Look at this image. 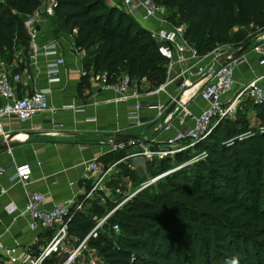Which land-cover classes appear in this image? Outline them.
<instances>
[{
  "label": "trees",
  "instance_id": "obj_1",
  "mask_svg": "<svg viewBox=\"0 0 264 264\" xmlns=\"http://www.w3.org/2000/svg\"><path fill=\"white\" fill-rule=\"evenodd\" d=\"M43 1L0 0V58L7 63L16 54L26 60L22 23ZM151 1L167 9L171 24L184 27L185 41L199 55L233 41L241 47L254 37L248 33L264 32V0ZM53 2L52 33L70 36L74 51L83 52L85 76L79 88L87 85L89 73H104L107 83L126 75L137 86L143 82L147 91L164 82L166 60L157 54L146 30L115 2ZM242 102L233 118L219 121L192 147L195 154H205L203 159L136 192L114 209L95 237L87 238L86 248L98 264H232L233 259L238 264H264V102ZM117 152L110 161L126 155L125 149ZM183 153L193 156L184 151L158 164L171 159L183 164ZM122 166L125 177L131 171ZM134 180L137 189L140 182ZM113 206L92 200L73 212L69 240L78 244ZM114 224L117 234L111 230ZM56 259L51 256L45 264Z\"/></svg>",
  "mask_w": 264,
  "mask_h": 264
},
{
  "label": "built area",
  "instance_id": "obj_2",
  "mask_svg": "<svg viewBox=\"0 0 264 264\" xmlns=\"http://www.w3.org/2000/svg\"><path fill=\"white\" fill-rule=\"evenodd\" d=\"M122 12L132 18L138 16L142 21L154 23V26L147 29L149 38L155 44L156 52L166 60L165 80L154 90L145 94L163 92L169 97L173 107L166 114L165 107L157 104L154 108L155 118L159 121V129L163 132L172 128V121L178 127L184 126V130L176 132L170 138L165 139L154 150L140 147L137 141L129 140L126 143H111L109 152L115 153L124 150L127 146L136 147L135 151L127 153L125 156L115 161L112 166L123 164L129 171L133 170L130 160L141 157L145 161L153 159L161 160L165 157H172L176 153L183 152L203 140L215 124L223 119L234 117L241 101H250L254 105H261L264 102V84L260 80L264 77H256L242 85L238 90H233L235 81L233 79V70L237 64V58H231L232 53L239 49H234L232 44H224L214 47L210 52L199 55L184 39V27L174 25L168 20V11L163 5L155 4L151 0H114ZM54 2L52 3V9ZM52 9L49 14H52ZM35 11L27 16L22 23L27 37L26 68L23 71H14L12 65L0 58V138H4L6 132L3 130V122H15L23 124L34 116L45 112H52L47 97L50 90L45 87L41 89L32 88L24 96H18L15 93L16 85L27 86L33 81V73L29 67L37 66L39 59H47L50 56L54 58L45 65V82L50 85L58 82L57 69L63 65V59L57 55L53 45L40 42L39 34L36 30L37 20ZM139 14V15H138ZM264 39V34L254 37L251 50L259 56L258 64L264 66V50L260 43ZM71 47L72 41H71ZM83 56V52H80ZM98 82L99 90H110L115 95L116 102H125L133 100L132 111L129 112V118L134 126L143 125L140 121L139 110L141 103L139 98L143 95L139 91L135 82H131L126 75H119L114 83H107L105 74L101 73L95 76ZM196 79L194 85L191 80ZM173 86V94L166 92L167 86ZM196 90L193 92V87ZM145 95V96H146ZM195 96L203 101L204 107L195 115L188 109V103ZM83 104L73 102L61 106V109L71 110L73 113H82ZM264 129V128H263ZM249 134L244 133L238 136L243 139ZM187 141L185 146L180 142ZM151 144V143H150ZM152 147V146H151ZM205 157L204 153H197L189 158L183 165L160 173L151 177L138 185L134 194L164 177L169 172L179 169L188 164L195 163ZM84 172L88 178L94 180L92 191L96 189L99 182L110 173V168L100 170L96 159L82 162ZM5 168L0 167V175ZM14 177L21 188L25 189L28 183L29 170L26 167H16ZM5 192L0 189V194ZM25 201L17 216L24 217L27 222V228L33 230L51 231L50 240L38 250L35 255L26 254L23 258L16 255V247L5 248L0 245V256L3 262L0 264H45L51 256H57L60 252L65 253L66 257L57 264H98L93 251L86 248V240L89 237H95L99 229L114 211V209L105 216L96 221L93 228L87 236L74 247H68L67 225L73 212L80 211L82 202L74 204L72 212L69 208L62 205H52L51 208L41 207L43 197L36 192H24ZM89 194L87 195V197ZM132 197L130 195L128 199ZM12 210V209H11ZM8 211L13 212V211ZM114 234L118 233L116 224L111 226ZM83 253L88 256H83ZM81 259V261H79ZM5 260V261H4Z\"/></svg>",
  "mask_w": 264,
  "mask_h": 264
},
{
  "label": "crops",
  "instance_id": "obj_3",
  "mask_svg": "<svg viewBox=\"0 0 264 264\" xmlns=\"http://www.w3.org/2000/svg\"><path fill=\"white\" fill-rule=\"evenodd\" d=\"M113 2L114 0H107L108 4H114ZM52 15L53 11L49 17L52 18ZM50 18L36 15V30L40 42L53 45L57 55L63 59V65L57 69L59 80L57 83L46 85L45 65L54 57L39 59L36 68H28L33 73V81L27 86L16 85L15 93L24 96L32 88L47 87L50 90L47 101L53 111L34 116L23 124L3 122L6 134L4 138H0V167L5 168L0 175V189L5 190L0 194V245L5 248L16 247V255L20 259L26 254L34 255L51 238V231L39 229L31 231L27 228L25 218L17 216L25 201V191L40 194L43 197L41 207L45 209L51 208L52 205H62L72 211L77 202H82L83 208H87L94 197L92 193L94 180L87 177L82 162L96 159L100 170L112 167L108 174H112L113 171L119 174L123 172V164L121 167L119 164L112 166L116 160L113 162L109 159L117 156L118 152L115 154L109 152L110 144L126 143L129 140L116 141L117 135L133 136L140 147L147 148L157 146L176 132L184 130V126L178 127L173 121L172 128L168 131L163 132L159 129L160 123L155 118V106L157 104L164 106L165 113L168 114L173 105L163 92L146 95L148 91L143 82L137 86L143 93L139 98L141 103L139 117L143 123L140 127L134 126L129 118L133 100L116 102L112 91L99 90L98 82L91 73L88 75L86 87L82 82L83 86L79 88L81 79L85 76L82 68L83 56L71 47L70 36L62 34L55 36L52 33ZM133 19L145 30L154 26V23L142 21L138 16ZM260 43L264 50V39ZM253 44L254 42L250 43L238 56L233 70L235 81L233 90H238L253 78L264 76V66L258 64L259 56L251 50ZM18 56L16 54L10 64L14 71L20 72L26 68L27 63L25 58ZM195 81L196 79H192L191 84L194 85ZM260 82L264 84V77ZM172 90L173 86L166 87V92L171 95ZM73 102L83 104L82 113L75 114L71 110L61 109V106ZM187 107L197 115L204 107V103L195 96ZM4 145L6 148L2 149ZM133 149L137 148L127 146L125 154L131 153ZM16 167H26L29 170L25 189L21 188L14 177ZM10 210L13 212L9 213ZM75 244L74 238H71L68 247L72 248ZM54 257L57 258L53 262L55 264L62 261L66 254L60 252ZM1 262L3 258L0 256Z\"/></svg>",
  "mask_w": 264,
  "mask_h": 264
},
{
  "label": "rangeland",
  "instance_id": "obj_4",
  "mask_svg": "<svg viewBox=\"0 0 264 264\" xmlns=\"http://www.w3.org/2000/svg\"><path fill=\"white\" fill-rule=\"evenodd\" d=\"M52 3L53 0H44L41 5L39 6V10L40 12H38L37 17H47L50 18V14H49V10L52 9ZM250 28H247L246 31L249 32ZM264 34V32H259L258 30H254L251 33H248V35H254V37L258 36V35H262ZM254 37L251 39V41H249V43L244 44L246 45L245 50L247 49V46L251 43H253V39ZM233 48L237 49V48H241V47H236V44L232 43ZM196 90V88L193 89V92ZM245 104L246 106H250V103L248 101H243L242 105ZM187 144V141H183L181 143V146H185ZM157 146H152L150 147V150H154L155 148H157ZM133 151H135V149H133ZM186 152L189 151L190 155H195L194 151L192 149H187L185 150ZM184 152V151H183ZM183 158L185 159H189L188 155L186 154H182ZM185 156V157H184ZM166 158V157H165ZM172 158V157H170ZM135 158L131 159L134 160ZM163 159V158H162ZM161 159V160H162ZM158 159H153L152 161H145L144 159L142 160L141 157H136V159L131 163V166L134 167L133 170H131V172L127 175H125L124 177V173H115V171H113L112 174H107L105 175V177L99 182V184L96 186V189L94 191H92L93 193V200L98 202L100 201L102 206H106L107 205H115L113 206L111 209H109L108 211L111 212L114 208H120L125 201H128V197L130 195H134V192L137 190L135 183L136 181L134 179H138L137 182H140V184L142 182H144L145 180L154 177L155 173L157 172H168L171 169H175L176 167L178 168V166L183 165L182 162H176L174 160H169L167 162H162L161 164H158ZM186 162V161H185ZM128 170V169H127ZM160 172V173H161ZM159 173V174H160ZM132 178V179H130ZM155 184V183H154ZM153 185V184H152ZM108 212V213H109ZM108 236H110L108 234ZM83 256H88V254H83Z\"/></svg>",
  "mask_w": 264,
  "mask_h": 264
},
{
  "label": "water",
  "instance_id": "obj_5",
  "mask_svg": "<svg viewBox=\"0 0 264 264\" xmlns=\"http://www.w3.org/2000/svg\"><path fill=\"white\" fill-rule=\"evenodd\" d=\"M246 45L242 46L241 48L235 50L232 55L231 58H237L239 55H241V53H243L245 51ZM173 107V106H172ZM116 141H123V140H134L135 138L133 136H123V135H117L116 136ZM6 146L4 145L2 147V149H5Z\"/></svg>",
  "mask_w": 264,
  "mask_h": 264
},
{
  "label": "clouds",
  "instance_id": "obj_6",
  "mask_svg": "<svg viewBox=\"0 0 264 264\" xmlns=\"http://www.w3.org/2000/svg\"><path fill=\"white\" fill-rule=\"evenodd\" d=\"M232 264H238V262L235 259H233Z\"/></svg>",
  "mask_w": 264,
  "mask_h": 264
}]
</instances>
